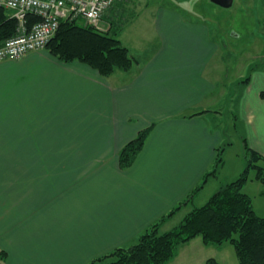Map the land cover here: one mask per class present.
<instances>
[{
  "label": "crops",
  "instance_id": "0c3cea01",
  "mask_svg": "<svg viewBox=\"0 0 264 264\" xmlns=\"http://www.w3.org/2000/svg\"><path fill=\"white\" fill-rule=\"evenodd\" d=\"M129 4L119 17L143 14L155 32L144 44L146 26L138 37L127 21L117 29L137 60L129 71L103 76L46 48L0 61V264H90L180 207L160 226L172 229L183 210L211 197L202 198L209 185L228 182L219 179L225 160L216 164L228 137L220 109L231 94L224 44L173 6L127 12ZM107 14L100 28L114 30ZM242 84L234 106L242 139L264 155V67ZM147 128L143 150L122 169L119 152ZM225 246L198 236L167 264L220 261L215 250Z\"/></svg>",
  "mask_w": 264,
  "mask_h": 264
},
{
  "label": "trees",
  "instance_id": "16d2710c",
  "mask_svg": "<svg viewBox=\"0 0 264 264\" xmlns=\"http://www.w3.org/2000/svg\"><path fill=\"white\" fill-rule=\"evenodd\" d=\"M40 19L37 15L29 14L28 28ZM19 26V19L13 15V11L0 6V45L16 35ZM112 28L104 31L82 18H64L46 49L62 61L78 60L86 63L103 76H110L117 70L129 71L137 60L118 37L117 30ZM248 79L249 76L243 82H248ZM149 132L150 128L140 131L136 138L121 149L119 163L122 169L134 164L146 144ZM243 144L246 164L240 176L224 183L205 204L188 212L180 224L166 232L158 231L162 221L180 208L176 207L150 225L134 245L118 247L90 264H167L176 256L181 245L198 236L207 245H233L239 264H264V215L257 213L252 196L244 191V186L250 180L264 183V155L250 148L246 138H243ZM223 151L224 147H220L217 165L223 163ZM251 171L255 173L253 176ZM214 173L212 171L207 175ZM190 197L193 194L189 195L188 200ZM5 257L6 253L1 250L0 259ZM204 264L223 263L210 257Z\"/></svg>",
  "mask_w": 264,
  "mask_h": 264
},
{
  "label": "rangeland",
  "instance_id": "374dc122",
  "mask_svg": "<svg viewBox=\"0 0 264 264\" xmlns=\"http://www.w3.org/2000/svg\"><path fill=\"white\" fill-rule=\"evenodd\" d=\"M125 2V4L122 5L123 7L130 3L127 12L134 11L137 7L138 10L136 11L139 12L142 10L148 13V10L150 11L151 8L160 3L166 6H173L188 16L192 21L206 22L210 25L213 36L216 35L221 43L224 44L222 53L224 55L226 68L225 74L228 79V92L231 94L229 97L230 100L228 98V101L224 103L220 109L225 113L222 126L224 124L227 125L228 137L225 140L226 143L223 145L225 148L223 151L225 164L219 179L226 178L225 180L228 181L237 179L245 167L246 159L242 141V123L235 115L234 106H236V109L240 95L244 91V86L242 84L243 79L250 76L252 71L257 67H264V0H234V4L230 8H223L212 3L211 0H127ZM141 3H149L150 9H146L145 11L143 6L140 7ZM123 7L118 6L114 9L112 15L110 14L111 11L107 14L112 20H116L114 26L115 30L119 29L120 26L127 21L126 17H119V14L123 11ZM134 13L136 18L138 14H140H136L137 12ZM142 16L143 14L137 21L129 18L127 21L128 23H124V29L127 28L128 30V28H133L134 30L130 29V31L138 37V35L135 34V30L146 26V32L141 36L145 44V40L148 41L152 39V37L154 38L155 32L149 25H142L144 22ZM129 34L132 36L130 32ZM237 122L238 125L236 127L235 123ZM251 172L253 176L255 173L254 171ZM215 182V187L209 185L204 194H202V198L210 195L212 196V194L220 188L216 187V184L220 185L219 180ZM244 191L252 196L257 213L259 215H264V183L258 180H250L244 186ZM208 198L203 199V203L196 202L189 209L183 210L182 213L172 220L171 223L174 224L173 226L180 224L189 210L200 204H205L209 200ZM189 200H191V197ZM165 220L162 221V224ZM158 231L162 232L159 226ZM134 244L135 243L130 246ZM215 253L218 254L216 256L220 258L223 264H239L235 248L229 243H227V246L220 252H216L215 250Z\"/></svg>",
  "mask_w": 264,
  "mask_h": 264
},
{
  "label": "built area",
  "instance_id": "2783aa9c",
  "mask_svg": "<svg viewBox=\"0 0 264 264\" xmlns=\"http://www.w3.org/2000/svg\"><path fill=\"white\" fill-rule=\"evenodd\" d=\"M127 0H0V6L13 11L19 19V31L0 45V61L19 59L28 53L45 49L57 32L61 19L82 18L99 27L104 15ZM29 14L39 16L31 28Z\"/></svg>",
  "mask_w": 264,
  "mask_h": 264
},
{
  "label": "water",
  "instance_id": "95a60500",
  "mask_svg": "<svg viewBox=\"0 0 264 264\" xmlns=\"http://www.w3.org/2000/svg\"><path fill=\"white\" fill-rule=\"evenodd\" d=\"M211 2L223 8H230L234 4V0H211Z\"/></svg>",
  "mask_w": 264,
  "mask_h": 264
}]
</instances>
